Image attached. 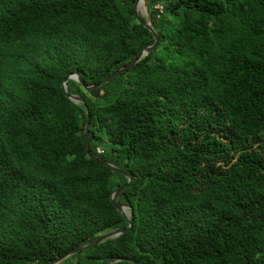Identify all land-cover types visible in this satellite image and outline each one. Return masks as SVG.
<instances>
[{"label": "trees", "instance_id": "obj_1", "mask_svg": "<svg viewBox=\"0 0 264 264\" xmlns=\"http://www.w3.org/2000/svg\"><path fill=\"white\" fill-rule=\"evenodd\" d=\"M0 0V264H264V0ZM100 150L101 152H98Z\"/></svg>", "mask_w": 264, "mask_h": 264}, {"label": "water", "instance_id": "obj_2", "mask_svg": "<svg viewBox=\"0 0 264 264\" xmlns=\"http://www.w3.org/2000/svg\"><path fill=\"white\" fill-rule=\"evenodd\" d=\"M148 2H149V0H136L135 3H134L135 12L138 14V8L139 7H142L146 11V13H147V3ZM141 17H143V16L142 15L138 16V19L140 21H142L141 20ZM144 26L149 30V32L153 35V37L155 39L154 43L151 46H149L147 48H144L140 52V54H139V56L137 58L133 59L127 65L121 67L116 72L112 73L110 76L106 77L105 79H103L101 82H99L97 84H94V85H86L82 81V79L79 77V75L77 73L68 75L64 79V81L62 82V91L67 96V98H69L74 103H83V100L81 98H79V97H77L75 95H71V94H68L67 93V91H66V83H67V81L69 79L77 82L84 90L96 89V88H99V87L107 84L108 82L112 81L113 79L119 77L121 74L125 73L132 66H134L141 58H143L144 56H146L149 53H151L154 50L156 44L158 43V36L154 32V30L152 28L150 19L147 18V20L144 22ZM86 115H87V120H86L85 126H84L83 145H84V148H85V151H86L87 155L89 157H91L92 159H94L97 163H99V164H101V165H103V166H105L107 168H110L112 171H114L116 173H119V174H121V175H123V176H125L127 178V183L125 185H123L122 187L116 189L110 195V200L115 204L116 210L119 213L122 214V216L129 222V224H128V227H126L124 229L107 233V234H105V235L97 238L96 240H94L93 242H91V243H89L87 245H84V246L75 248L73 250H70L66 254H64V255H62L60 257L55 258L50 264H60L61 262H63L67 258H69L70 256L78 253L80 250H86V249L92 248L94 246H97V245L101 244L102 242H104L106 240L116 238L119 235H121V234L125 233L126 231L130 230V228L132 227V223L130 222V214L128 212L130 209L127 206L120 205V204L116 203L117 198L131 184L132 177L128 173H126L125 171H123L121 169H118V168L112 166L111 164L105 162L104 160H102V159H100V158L92 155L88 151V149H87V141H88V134H89V116H88V112L87 111H86ZM118 261H119V259H113V260L107 261V262H105L103 264H114V263H116ZM136 264H138V263H136Z\"/></svg>", "mask_w": 264, "mask_h": 264}, {"label": "rangeland", "instance_id": "obj_3", "mask_svg": "<svg viewBox=\"0 0 264 264\" xmlns=\"http://www.w3.org/2000/svg\"><path fill=\"white\" fill-rule=\"evenodd\" d=\"M138 13L140 15H142L143 17L147 18V13H146V11L142 7H139L138 8Z\"/></svg>", "mask_w": 264, "mask_h": 264}, {"label": "built area", "instance_id": "obj_4", "mask_svg": "<svg viewBox=\"0 0 264 264\" xmlns=\"http://www.w3.org/2000/svg\"><path fill=\"white\" fill-rule=\"evenodd\" d=\"M98 152H101L100 150H98Z\"/></svg>", "mask_w": 264, "mask_h": 264}]
</instances>
